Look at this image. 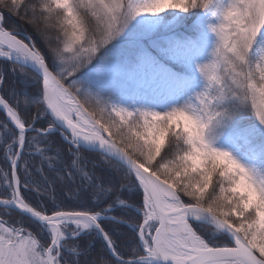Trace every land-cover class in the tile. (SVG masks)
Returning a JSON list of instances; mask_svg holds the SVG:
<instances>
[{"label": "snow or ice", "instance_id": "1", "mask_svg": "<svg viewBox=\"0 0 264 264\" xmlns=\"http://www.w3.org/2000/svg\"><path fill=\"white\" fill-rule=\"evenodd\" d=\"M0 5V264H264V0Z\"/></svg>", "mask_w": 264, "mask_h": 264}, {"label": "trees", "instance_id": "2", "mask_svg": "<svg viewBox=\"0 0 264 264\" xmlns=\"http://www.w3.org/2000/svg\"><path fill=\"white\" fill-rule=\"evenodd\" d=\"M6 2L10 5V0H6ZM0 12H4V14H5L6 18H7L8 24H10V25H16V26H18V27H20L22 29L27 30L30 33L33 32V28L29 24L25 23V21L23 19H20V18L16 17L15 15L8 16L7 15L8 9L4 5H0ZM33 38L37 40L38 46L43 47V42L40 40L39 37H37V36L34 35ZM2 65H3V62L0 61V66H2ZM25 90L31 91V89H28V88H26ZM2 119H3V113L0 112V120H2ZM2 211H3V209L0 208V212H2ZM13 216H18V213L14 212L13 213ZM121 231H122V233H125L126 234L128 230L127 229H122ZM121 239L122 240L125 239V236L122 235ZM96 247H97V249H99L100 248V245L97 244Z\"/></svg>", "mask_w": 264, "mask_h": 264}, {"label": "rangeland", "instance_id": "3", "mask_svg": "<svg viewBox=\"0 0 264 264\" xmlns=\"http://www.w3.org/2000/svg\"><path fill=\"white\" fill-rule=\"evenodd\" d=\"M105 118H107V116Z\"/></svg>", "mask_w": 264, "mask_h": 264}]
</instances>
